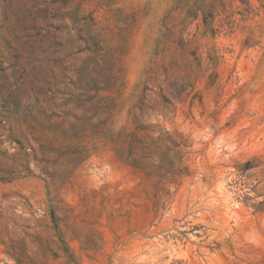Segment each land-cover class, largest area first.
<instances>
[{
	"label": "rangeland",
	"instance_id": "obj_1",
	"mask_svg": "<svg viewBox=\"0 0 264 264\" xmlns=\"http://www.w3.org/2000/svg\"><path fill=\"white\" fill-rule=\"evenodd\" d=\"M0 264H264V0H0Z\"/></svg>",
	"mask_w": 264,
	"mask_h": 264
}]
</instances>
